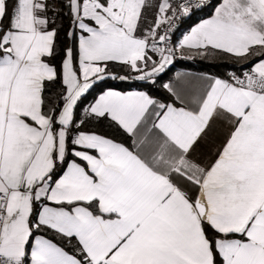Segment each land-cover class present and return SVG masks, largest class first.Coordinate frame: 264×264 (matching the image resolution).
Segmentation results:
<instances>
[{"label":"snow or ice","instance_id":"1","mask_svg":"<svg viewBox=\"0 0 264 264\" xmlns=\"http://www.w3.org/2000/svg\"><path fill=\"white\" fill-rule=\"evenodd\" d=\"M0 264H264V0H0Z\"/></svg>","mask_w":264,"mask_h":264},{"label":"trees","instance_id":"2","mask_svg":"<svg viewBox=\"0 0 264 264\" xmlns=\"http://www.w3.org/2000/svg\"><path fill=\"white\" fill-rule=\"evenodd\" d=\"M64 31H67V25H68V21L67 19L64 20ZM184 27H188L187 24L182 25V28ZM64 31H61L60 33V37H59V43L60 44H66L68 43V41L65 40L64 38ZM178 34V32L176 33V35ZM176 35H174L172 37V41L174 42ZM54 63L57 64V66L59 67V58H57ZM229 65L231 66L232 62L231 61H216L214 63H207L205 61H202L199 58H196L194 60H187V59H179L177 58L174 61V64L172 66L169 67V69L166 70V72L164 74H161V76L158 78L157 84L154 88H152L151 94L153 96L158 97L159 99L163 100V101H170L171 97L160 87V84L167 82L168 80H170L173 76H174V72L179 70V69H185V68H192V69H198V70H203L205 72L208 73H214L218 76H224L226 69L223 65ZM113 71L124 75L126 74L125 70L120 67L119 65H113ZM110 84H119L120 89H132L135 87L139 86V82H133V81H128V82H119V81H109ZM95 95V93H92L91 95L88 96V100H91L93 98V96ZM79 114V110L78 113ZM95 128V130L98 131H107V129L102 128V127H97L95 125H89V129H93ZM86 129V130H89ZM226 130H222L219 134V136L216 138V143H220L223 139V136L225 134ZM71 251V249H69Z\"/></svg>","mask_w":264,"mask_h":264},{"label":"crops","instance_id":"3","mask_svg":"<svg viewBox=\"0 0 264 264\" xmlns=\"http://www.w3.org/2000/svg\"><path fill=\"white\" fill-rule=\"evenodd\" d=\"M184 28H187V27H184ZM180 36V33L178 32V34L176 35V38L174 40L173 43L176 42L177 38ZM177 72H186L190 75H193V76H196V75H200V74H203V73H208V72H205L203 70H198V69H192V68H185V69H179L177 71L174 72V75L177 73ZM123 90V89H121ZM124 90H131V89H124Z\"/></svg>","mask_w":264,"mask_h":264}]
</instances>
